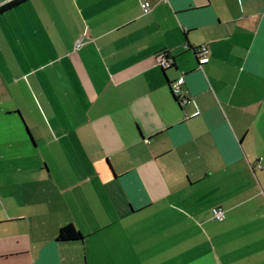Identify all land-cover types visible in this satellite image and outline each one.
<instances>
[{"label":"crops","instance_id":"obj_1","mask_svg":"<svg viewBox=\"0 0 264 264\" xmlns=\"http://www.w3.org/2000/svg\"><path fill=\"white\" fill-rule=\"evenodd\" d=\"M0 264H264V0L1 15Z\"/></svg>","mask_w":264,"mask_h":264},{"label":"built area","instance_id":"obj_2","mask_svg":"<svg viewBox=\"0 0 264 264\" xmlns=\"http://www.w3.org/2000/svg\"><path fill=\"white\" fill-rule=\"evenodd\" d=\"M11 1H13V0H4V4L11 2ZM144 7H145V9L148 10L150 8V4L145 3ZM79 45H80V43H79ZM199 51H200V54H199L200 65L207 64L209 61V59H208V56H209L208 47H202L199 49ZM155 59H156L157 65L164 71H167L174 66V59L171 58L168 53H167V55L162 53V54L156 56ZM184 83H185V79L183 77H181L176 82L171 84V90H172L173 94L175 95V97L178 98L179 105H181L182 107L192 103V101H193V99L191 98L189 93L183 89ZM258 167L262 168L260 163H259ZM213 218L217 222H224L226 220L225 210L221 207L214 209Z\"/></svg>","mask_w":264,"mask_h":264},{"label":"trees","instance_id":"obj_3","mask_svg":"<svg viewBox=\"0 0 264 264\" xmlns=\"http://www.w3.org/2000/svg\"><path fill=\"white\" fill-rule=\"evenodd\" d=\"M30 1L31 0H13L11 2L5 3L0 7V16L11 11V10H14V9L30 2ZM163 53L167 55L166 52H163ZM160 54H162V53H159L156 56H158ZM171 84L172 83H170V89H171ZM171 92H172V90H171ZM172 95L175 98V100L177 101V103H179L178 98L175 97L173 92H172ZM83 239H84V236L73 225L63 227L60 230L59 236H58V241H60V242L82 241Z\"/></svg>","mask_w":264,"mask_h":264}]
</instances>
